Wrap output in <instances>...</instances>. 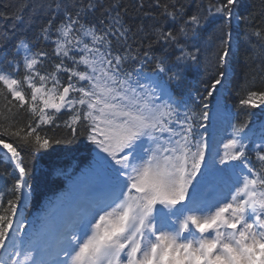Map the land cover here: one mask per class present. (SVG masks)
I'll use <instances>...</instances> for the list:
<instances>
[{
  "label": "snow or ice",
  "instance_id": "6c2138e0",
  "mask_svg": "<svg viewBox=\"0 0 264 264\" xmlns=\"http://www.w3.org/2000/svg\"><path fill=\"white\" fill-rule=\"evenodd\" d=\"M240 2L224 0L187 15L180 0H156L167 23L151 17V37L178 52L174 56L150 55L151 45L133 56L120 12L90 19L94 0L41 6L49 10L41 37L54 44L59 60L53 71L41 74L48 53L33 51L26 37L12 60L0 57V161L18 173L14 198L5 201L0 194V264H264V125L255 131L250 113L233 123L222 153L214 151L209 131L227 111L218 93L232 77V21ZM213 17L223 23L208 80L189 105L177 98L175 86L200 66L196 41ZM7 39L0 41V53ZM239 104L244 110L264 106V89L247 91ZM62 111L71 113L65 122L71 138L42 134ZM20 112L29 116L22 125ZM81 127L99 149L90 169L98 177L90 186L95 195L61 218L53 246L50 229L34 225L26 233L17 220L31 192L25 156L72 143Z\"/></svg>",
  "mask_w": 264,
  "mask_h": 264
},
{
  "label": "trees",
  "instance_id": "16d2710c",
  "mask_svg": "<svg viewBox=\"0 0 264 264\" xmlns=\"http://www.w3.org/2000/svg\"><path fill=\"white\" fill-rule=\"evenodd\" d=\"M94 2L96 10L90 14V19H104V13L112 9L120 12L125 27L130 30L128 45L133 56L137 55V51L142 53L149 50L150 45V55L159 56L165 52L170 56L178 55V52L153 42L150 26L155 21L151 17L167 23L160 15L162 9L155 6L156 0H94ZM163 2L164 0H161V3ZM169 2L177 3V0H169ZM223 2L224 0H180L185 6L187 15L207 9L210 4L219 5ZM67 3L74 4L76 0H67ZM49 4H52V0H0V15L4 17L0 18V41L5 37L8 38L6 51L0 53V57L6 55L8 60H12L15 45L19 39L26 37L34 46L33 51L43 50L48 53L49 58L44 62L41 74L45 75L53 71L54 65L59 63L53 55L55 46L50 41L45 42L41 37V26L46 24L49 18L48 8L44 7L41 10V6ZM238 12L240 22L236 36L237 47L233 49L236 55L231 81L226 89H222L224 105L232 112V124L242 122L250 113L251 127L258 132L264 121V106L244 110L239 101L249 90L264 89V0H241ZM18 15L21 16V20L15 19ZM212 19L214 22L202 30L196 41L202 49L200 66H193L185 73L180 84L175 86L177 98L184 97L189 105H193L198 92L203 90V84L208 80L210 72L208 60L213 58L220 35L219 29L223 23L220 17ZM62 20L63 14L58 13L54 23L59 26ZM14 24L15 32L11 31ZM254 31H260L261 36L254 35ZM132 66L134 65L130 63L129 70ZM150 68L151 65L148 70ZM24 74L21 68V76ZM60 78L63 81L66 76ZM23 90L27 95V85H24ZM5 95H7L6 90ZM2 104L3 98L0 97V105ZM70 116L71 113L68 111L57 114L55 124L44 126L42 134L46 133L62 141L71 138L70 130L65 126ZM16 119L22 125L29 116L20 112ZM96 155V146L87 139L84 128L81 127L72 143H61L50 149L41 150L35 156H25V162L29 166V175L26 179L31 186V201L24 204L23 229L31 232L32 229L34 231V225L39 227L44 223L43 214L49 212L54 197L70 189L71 183L80 177L82 170L93 165ZM17 177L18 173L11 164L0 161V194L5 201L14 198L11 190Z\"/></svg>",
  "mask_w": 264,
  "mask_h": 264
},
{
  "label": "rangeland",
  "instance_id": "374dc122",
  "mask_svg": "<svg viewBox=\"0 0 264 264\" xmlns=\"http://www.w3.org/2000/svg\"><path fill=\"white\" fill-rule=\"evenodd\" d=\"M229 119L230 115L228 112H225L219 118L215 120V129L217 132L213 134L214 137V151H223V145L221 141L227 142V138L230 136L229 132ZM99 152V149H98ZM101 155H104L101 153ZM98 178L93 175L91 177H84L82 181L76 183L73 193L68 197L67 200L63 202L60 207H66L65 212H56V215H53L52 218L47 220L48 229L52 232V239L50 243L53 246H56L57 237L55 235L56 229L59 225L61 218L71 217L74 213L78 212L83 205H86L87 202L92 199L95 195L91 191V185H93Z\"/></svg>",
  "mask_w": 264,
  "mask_h": 264
},
{
  "label": "bare ground",
  "instance_id": "6f19581e",
  "mask_svg": "<svg viewBox=\"0 0 264 264\" xmlns=\"http://www.w3.org/2000/svg\"><path fill=\"white\" fill-rule=\"evenodd\" d=\"M236 11H238V8L236 9ZM239 13V12H238ZM239 20H240V16H239Z\"/></svg>",
  "mask_w": 264,
  "mask_h": 264
}]
</instances>
